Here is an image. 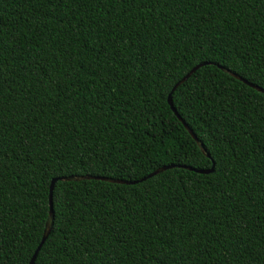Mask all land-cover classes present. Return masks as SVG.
I'll use <instances>...</instances> for the list:
<instances>
[{
	"label": "trees",
	"instance_id": "obj_1",
	"mask_svg": "<svg viewBox=\"0 0 264 264\" xmlns=\"http://www.w3.org/2000/svg\"><path fill=\"white\" fill-rule=\"evenodd\" d=\"M219 65L264 88V0H0V264L82 175L138 182L56 180L33 264H264V92Z\"/></svg>",
	"mask_w": 264,
	"mask_h": 264
},
{
	"label": "water",
	"instance_id": "obj_2",
	"mask_svg": "<svg viewBox=\"0 0 264 264\" xmlns=\"http://www.w3.org/2000/svg\"><path fill=\"white\" fill-rule=\"evenodd\" d=\"M209 63V62H201L198 63L196 65H194L193 67L190 68L189 71H187L178 81H176L170 92L167 95V102L171 108V110L173 111V113L177 116V118L182 122V124L184 125V127L188 130V132L190 133V135L192 136V138L198 142V138L196 137L195 133L190 129V127L188 126V124L181 118V116L179 115V113L177 112L176 108L174 107L173 103H172V98H171V94L172 92L182 83L184 82L192 73H194V71H196L199 67L203 66L204 64ZM220 66V65H219ZM221 67V66H220ZM222 69H224L225 71H227L230 75L234 76L235 78L243 81L244 83H246L247 85L257 89L258 91L264 92V88L255 85L249 81H247L246 79H244L243 77H241L240 75H238L235 72H232L228 69H225L223 67H221ZM199 146L201 147L202 151L205 152V148L203 147V145L201 143H199ZM206 155L209 157V153H206ZM173 165H164L162 167L157 168L156 170H154L152 173H150L147 177H150L152 175H155L167 168L172 167ZM190 170H193L195 172L198 173H211L214 170V161H212V165L209 168H193V167H189V166H184ZM147 177H144L143 179H146ZM89 178H93V179H101V180H106V181H112V182H120V183H126V184H131V183H136L138 182L137 180H122V179H113V178H109V177H104V176H93V175H82V176H64V177H56L53 178L51 180L50 186H49V211H48V218L45 224V229L43 232V235L41 237V240L39 242V244L37 245L32 257L30 258V261L28 264H33L34 260L37 256V253L39 251V249L41 248L43 242L45 241V239L47 238L48 234H49V230H50V226L52 223V219H53V210H52V190L54 187V183L56 180H82V179H89ZM142 179V180H143Z\"/></svg>",
	"mask_w": 264,
	"mask_h": 264
}]
</instances>
